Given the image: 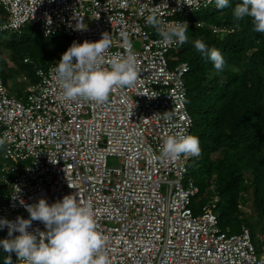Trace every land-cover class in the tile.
Here are the masks:
<instances>
[{
	"label": "built area",
	"instance_id": "obj_1",
	"mask_svg": "<svg viewBox=\"0 0 264 264\" xmlns=\"http://www.w3.org/2000/svg\"><path fill=\"white\" fill-rule=\"evenodd\" d=\"M213 4L214 0H179V4L177 0H0L7 14L1 30L36 27L43 39L62 35L70 46L73 41H99L107 33L111 46L102 67L124 58L130 49L139 74L133 87L115 88L104 104L66 101L54 77L57 60L35 66L36 81L28 82L22 97L13 96L0 75V140L4 141L0 180L5 188L0 193V218L29 219L21 200L34 205L43 198L51 205L74 195L82 205L91 204L110 264H264V236L257 247L249 227L243 225L238 233L221 228L214 211L218 196L199 212L194 210L200 195L188 170L194 156L159 158L168 135L192 134L194 119L185 83L190 66L176 63L187 41L159 43L145 17L154 11L165 24L186 22L189 32L205 25L189 17ZM86 17L92 19L91 26L85 25ZM199 22L201 27H196ZM211 28L215 34L227 31ZM166 112L170 120L162 117ZM109 158L118 159L119 165L110 167ZM37 229L46 231L39 221L28 230ZM7 231L0 230L4 239L10 238Z\"/></svg>",
	"mask_w": 264,
	"mask_h": 264
},
{
	"label": "trees",
	"instance_id": "obj_2",
	"mask_svg": "<svg viewBox=\"0 0 264 264\" xmlns=\"http://www.w3.org/2000/svg\"><path fill=\"white\" fill-rule=\"evenodd\" d=\"M238 3L242 0H229V6L222 10L214 7L202 28L189 30L187 44L178 57L190 66L185 78L188 109L196 106L201 113L200 120L193 117L191 135L198 137L201 149L194 160L204 163L202 176L215 186L220 196L217 206L222 209L221 228H231L238 233L244 225L250 228L254 239L255 229L262 225L264 230V33L253 31L249 18L239 21L233 18L232 9ZM6 15L0 5V17L5 16L0 18V26L6 21ZM211 25L227 31L215 34ZM5 32L12 31L0 29V44L2 40L7 41L4 48L10 59L5 61L0 54V75L8 88L9 82L22 74L28 82H35V66L45 67L53 60L59 61L70 46L62 35L49 41L43 39L36 27L26 26L23 33L13 32L12 37H4ZM196 39L221 52L225 60L223 71L217 72L212 62L195 50L193 41ZM26 58L31 61L25 63ZM25 88L10 93L22 97ZM215 152H219L221 158L212 160ZM2 154L3 148L0 167L4 162ZM244 172L251 173L250 183H246ZM251 187L262 218L256 222L243 217L238 205L241 192ZM4 191L0 180V193ZM0 239H4L2 235ZM9 255L12 264H20L14 253L5 252L2 247L0 264Z\"/></svg>",
	"mask_w": 264,
	"mask_h": 264
},
{
	"label": "clouds",
	"instance_id": "obj_3",
	"mask_svg": "<svg viewBox=\"0 0 264 264\" xmlns=\"http://www.w3.org/2000/svg\"><path fill=\"white\" fill-rule=\"evenodd\" d=\"M177 3L179 4V0ZM214 4L216 9L222 10L229 6V0H214ZM232 15L236 21L249 18L253 31L264 33V0H242V3L234 6ZM145 22L155 29L160 38L159 43L163 45H182L188 40L186 22L175 20L165 24L154 11H150L145 17ZM196 27H201V22ZM193 45L197 52L212 62L217 72L224 70L225 60L218 49L207 47L201 39L194 40ZM110 46V37L104 33L102 39L96 42L73 41L62 54L54 66V77L66 101L84 99L104 104L115 88H130L135 85L139 74L136 55L130 49L124 58L113 59L109 67H102L104 53ZM169 113H164L162 117L170 120ZM3 146L4 141L0 140V149ZM200 151L198 137L174 133L164 139L159 158L172 160L181 155L198 156ZM211 187L216 191L215 186ZM216 196L220 201V196L216 194L214 197ZM15 198L14 196L13 199ZM20 203L29 213V219L20 216L15 220L0 218V230L6 227L10 237L0 239V247L5 252H14L20 264H110L109 257L104 252L105 237L97 230L91 204L82 205L74 195H66L51 205L43 198L34 205L25 204L22 200ZM33 221L42 223L46 231L37 229L30 232L28 229ZM3 264H12L11 255L4 257Z\"/></svg>",
	"mask_w": 264,
	"mask_h": 264
},
{
	"label": "rangeland",
	"instance_id": "obj_4",
	"mask_svg": "<svg viewBox=\"0 0 264 264\" xmlns=\"http://www.w3.org/2000/svg\"><path fill=\"white\" fill-rule=\"evenodd\" d=\"M214 7H215V4H213L209 8L201 10L200 12L193 13L189 18L192 20H203L204 21L206 19V16L214 10ZM1 17L5 18V16H1ZM6 17H7V15H6ZM85 25L86 26L92 25V19L90 17L85 18ZM27 28H29V27H27ZM27 30L30 31V29H26V31ZM21 33H23V32H21ZM21 33H19L18 35L21 36ZM39 34H40V32H39ZM188 34L189 33H187V35ZM13 35H14L13 32L3 33L4 37H12ZM45 40H47V39H45ZM47 41H49V40H47ZM6 44H7V41L2 40V42L0 44V54L2 56V59H4L5 61H8L10 59V57L7 54L8 52H6L5 51L6 49L4 48ZM186 44H185V46H186ZM135 47H136V49L140 48V42L139 41L136 42ZM178 54H177V57H178ZM168 58H170V56H168ZM179 62H180V57H178V60L176 61V63H179ZM10 64L14 65L12 62ZM185 78H186V76H185ZM27 84H28V79H27L25 74H22L21 76H18L17 78H15L9 82V86H10L9 90L12 93L13 91L18 90L19 88L24 89ZM189 108H190L189 113L194 118L200 120L201 119L200 118L201 113H200V110L198 109V107L192 106ZM0 151H1V149H0ZM217 158H221V154L219 152H215L211 155L212 160H216ZM119 163H120V161L116 158H109V160H108V164L110 167H116L119 165ZM188 170H189V176L196 183V185L198 186V188L200 190V195L198 197V203H197V206L194 208V210L197 211V210H200L202 205L211 203L214 196L217 193H216V191H214L210 188L212 183L209 182L208 179H206L205 177L202 176L203 171H204V163L202 161L197 163V161L194 160V158H193L189 163ZM243 176L245 178L246 183H247V181H248V183H250L251 178H252L251 173L250 172H244ZM254 201H255V195H254V190L252 187L250 189H248L247 191L241 192L240 200L238 202L239 203L238 204L239 209L241 211L242 216L251 222H256L260 219L262 220V218L258 215L257 208H256ZM214 211L218 216V221H219L220 226L223 227L222 221H221L220 215H219L222 212V209L218 208V206H217V208H215ZM254 231H255V237H254V239L252 238V240H253L255 245H260L261 244L260 239L262 236H264V230L262 229V225L259 228L255 229ZM14 255L16 257L15 253H14Z\"/></svg>",
	"mask_w": 264,
	"mask_h": 264
}]
</instances>
